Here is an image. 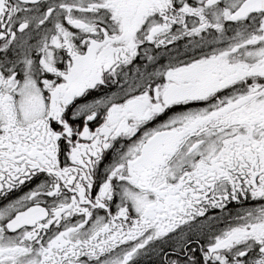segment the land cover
<instances>
[{"label":"snow or ice","instance_id":"6c2138e0","mask_svg":"<svg viewBox=\"0 0 264 264\" xmlns=\"http://www.w3.org/2000/svg\"><path fill=\"white\" fill-rule=\"evenodd\" d=\"M0 198V264H264V0H0Z\"/></svg>","mask_w":264,"mask_h":264},{"label":"flooded vegetation","instance_id":"af4514ba","mask_svg":"<svg viewBox=\"0 0 264 264\" xmlns=\"http://www.w3.org/2000/svg\"><path fill=\"white\" fill-rule=\"evenodd\" d=\"M28 190V188L27 187H25L24 189H23V191H27ZM20 194H22L21 192H17L16 193V195H20ZM6 201H4L3 200V198H0V204H3V203H5ZM149 264H152V260H151V258H150V260H149Z\"/></svg>","mask_w":264,"mask_h":264},{"label":"rangeland","instance_id":"374dc122","mask_svg":"<svg viewBox=\"0 0 264 264\" xmlns=\"http://www.w3.org/2000/svg\"><path fill=\"white\" fill-rule=\"evenodd\" d=\"M149 260H150V257L145 258V260H144V264H149Z\"/></svg>","mask_w":264,"mask_h":264}]
</instances>
